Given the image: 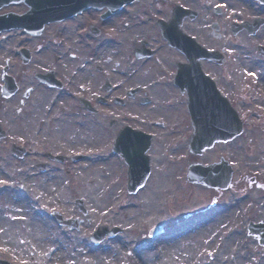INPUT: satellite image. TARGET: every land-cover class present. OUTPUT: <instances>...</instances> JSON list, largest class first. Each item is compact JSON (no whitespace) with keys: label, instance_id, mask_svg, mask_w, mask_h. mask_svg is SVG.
<instances>
[{"label":"rangeland","instance_id":"rangeland-1","mask_svg":"<svg viewBox=\"0 0 264 264\" xmlns=\"http://www.w3.org/2000/svg\"><path fill=\"white\" fill-rule=\"evenodd\" d=\"M155 1L136 0L127 5L128 9L107 20L105 26L119 20L130 21L123 34V43L108 41L112 46V54L116 53L120 45L123 47L120 56H123L124 49L131 47L128 46V40L132 35L127 37L125 33L131 34L136 22L142 24L144 15L148 19V14L144 12L146 8L141 6H151L154 10ZM160 2L156 5L164 6L166 3L165 0ZM23 5H3L0 12L8 7L20 9ZM79 29L81 26L75 20L49 25L46 32H59L50 35L52 41H47V35L37 37L15 28L0 32V122L11 130L8 135L10 139L0 141V256L9 259L12 264H151L149 260L155 263L151 247L153 241L168 240L169 234L179 233L195 222L206 220L203 226L206 238L190 246L189 241L195 236L193 233L187 239L172 243V246L177 251L191 247L188 259L193 257L195 263L207 262L213 254L212 262L215 264H231L232 256L237 264H264V244L259 242L257 234H250L248 230L250 219L264 220V84L254 75L248 77L249 99L243 107L237 108L243 113L244 120V129L239 135L226 142H216L200 154H193L187 148V135L192 127L181 123L166 125L168 129H174L166 131L161 128L155 135L152 147L148 150L151 171L144 186L134 194L126 190V175L121 160L114 154L107 155L111 138L107 130L99 131L98 138L86 140L84 145L98 146L99 149L89 159L71 165L68 173L58 168L46 174L33 171L31 165L36 158L34 149L40 138L35 130L34 113L31 114V108L38 102V99H34L38 88L31 71L49 67L52 54L56 52L59 58L53 63L61 68L80 69L76 67L79 64L81 68L85 64L92 67L94 58L91 54L88 58L79 50ZM208 31L206 27L207 37ZM226 36L230 37L233 45L258 39L243 33L232 36L228 29ZM41 38L44 41L40 42ZM39 43L43 47L34 51L30 60L23 63L16 52L19 45L34 50L39 47ZM242 54L249 61L257 63L256 52L252 47L244 49ZM107 55L111 54L106 52ZM127 59L122 61L124 66L129 64ZM6 63L8 72L15 76L19 85L17 91L9 96L1 93V73ZM110 66H113L112 61ZM27 87H31V94L24 96ZM9 99H14V102L10 103ZM179 108L175 111H180ZM156 113L162 112L158 109ZM90 133L89 127L84 128L87 137ZM17 134L28 138L32 149L28 156L20 160L8 151L9 141ZM220 157L225 158L232 167L227 187L194 183L186 178L187 164L190 162L199 160L207 164L218 161ZM75 197L84 200L88 210L85 216L74 204ZM236 204L238 206L229 217L209 219L213 213L224 212L221 211L223 209L229 211ZM255 208L258 213H253ZM51 210H58L64 216L83 217L84 222L79 229H68L51 217ZM41 223L42 226H39ZM155 224L164 225V231L150 236L148 230ZM100 225H118L122 231L94 243L89 236ZM229 232L237 233L236 242L222 246L221 239ZM59 242H63L66 247L70 245V251L74 249V252L69 251L66 259L64 254L59 255L55 251ZM207 242L211 247L206 246ZM118 243L122 245L119 255L111 253L108 257L103 256V250L119 246ZM165 247L167 251L169 244ZM139 248L142 249V255L135 258L134 253ZM238 250L247 256L246 261L242 257L235 258ZM182 262H169L166 259L164 264Z\"/></svg>","mask_w":264,"mask_h":264},{"label":"flooded vegetation","instance_id":"flooded-vegetation-1","mask_svg":"<svg viewBox=\"0 0 264 264\" xmlns=\"http://www.w3.org/2000/svg\"><path fill=\"white\" fill-rule=\"evenodd\" d=\"M174 2H179L187 9V13L178 17L177 25L206 48L218 50L215 58L194 53L192 62L184 49L168 44L161 33L158 19L169 21ZM127 5L113 15L128 9ZM143 7L149 17L147 19L144 15L142 24L136 22L131 34L125 33L127 37L132 35V38L128 40L131 43L128 46L131 47L124 49L123 56H120L123 51L121 45L112 54V49H105L104 41L112 39L109 42L123 43V34L130 21L119 20L105 26L103 8L88 7L75 15L44 23L39 34H47V41H52L50 35L56 34V31L46 30L53 21H78L81 26L79 50L88 58L92 54L95 60L92 67L85 64L80 69H65L53 63L59 58V54L53 53L50 66L41 70L51 74L57 82L53 85L40 80L33 73L38 88L34 97L38 102L31 108V114L34 113L35 130L40 138L34 149L35 156L39 158L33 162L34 169H38L39 163L46 161L50 153H58L64 156L63 160L49 161L47 170L58 168L69 172L70 159L66 156L81 148L87 151L88 145H84L86 140L98 138L99 131H105V125L111 127L109 132L113 138L124 123L152 135H157L161 128L166 130L168 124H190L187 103L191 91L198 92L200 97L201 90L215 87L217 92L238 108L243 107L249 99L250 75L264 84V54L256 52L257 63L249 61L242 54L244 49L254 46L255 40L233 45L222 34L223 29L230 27L234 20L251 19L255 15L264 17V1L166 0L164 6L155 4L154 10L151 6ZM26 8L25 5L17 12ZM213 23L218 34L214 36L209 31L207 37L205 28L210 30ZM240 32L250 35L244 28L234 34ZM252 35L258 38L255 45H264V23ZM135 48H149L151 53L139 57ZM106 52L111 55L105 56ZM126 58L129 64L124 66L122 61ZM98 59H101V63ZM111 61L113 66H110ZM105 80L109 82L108 88L104 85ZM116 97L122 100H116ZM178 108L180 111H175ZM158 109L162 113H156ZM240 115L243 118V113ZM88 127L91 133L87 137L84 128Z\"/></svg>","mask_w":264,"mask_h":264},{"label":"water","instance_id":"water-1","mask_svg":"<svg viewBox=\"0 0 264 264\" xmlns=\"http://www.w3.org/2000/svg\"><path fill=\"white\" fill-rule=\"evenodd\" d=\"M11 0H0V4ZM30 9L23 14L3 13L0 14V30L10 26L24 27L30 31H38L44 20L50 18L64 17L80 11L82 7L93 4L101 6L105 4L108 9L104 15L112 13L128 0H27ZM259 20L252 23H246V27H256ZM163 24V23H162ZM177 38H171L170 41L176 43ZM180 44V43H176ZM24 61L29 58V51L25 48L21 49ZM7 67L5 66L4 69ZM5 84L3 92L8 94L15 90L16 85L14 78L6 73L3 75ZM209 95V94H208ZM190 101V112L193 125V132L189 140V148L193 152H200L204 147L210 146L216 140H227L238 134L242 129L241 120L238 118L235 110L227 102L222 100H206L204 102L194 103ZM222 101V102H220ZM131 133L128 130H122L117 135L114 142V149L123 155L129 163V184L128 189L134 190L138 186L142 178L148 171V158L144 155L145 149L149 145V138L146 139H131ZM2 131L0 130V136ZM17 154V148H14ZM231 176V168L226 160L221 158L219 162H213L207 166L192 164L189 168L188 177L191 180L205 182L214 186L224 187L228 184ZM79 205H82L81 199H76ZM53 215L63 222H69L70 226L77 225V221L72 218L61 219V215L57 212H52ZM251 232L264 231V223H250ZM119 230L113 226L107 230L103 227L94 232L93 239L98 241L107 232L109 235L115 234ZM160 227L156 226L153 233H159ZM261 241L264 242V232L262 233ZM0 264H9L6 260L0 259Z\"/></svg>","mask_w":264,"mask_h":264},{"label":"bare ground","instance_id":"bare-ground-1","mask_svg":"<svg viewBox=\"0 0 264 264\" xmlns=\"http://www.w3.org/2000/svg\"><path fill=\"white\" fill-rule=\"evenodd\" d=\"M52 23L53 24H59L60 21H53ZM9 100H10V103L14 102V99H9ZM157 190L159 192L158 188H157ZM17 199H20V198H17ZM253 204H254V202L252 201L251 205H253ZM17 206H19V204ZM237 206H238V204H236L235 207L230 208L229 211L222 210L224 212H218L212 217L214 219L215 218L219 219V218L229 217V214H232L235 211ZM257 210L258 209L255 208L253 213H258ZM222 215H224V216L222 217ZM212 217H209V219H211ZM38 222H39V220H38ZM205 222H206L205 220L198 221V222L191 224L190 226L183 228L179 233H176L175 235L169 234L168 238H167L168 240L156 239L155 242L153 241L152 242V248H153V256L152 257L155 260V263L151 262L150 260H149V262L151 264H164L166 259H168L169 262H171L173 260H175V261L182 260L183 262L181 264H215L212 262L214 260L213 254L210 256V260H208L207 262L195 263L193 257L191 259H188V257L190 256V251H188V250L191 247L177 251V249L172 246V243H175L177 241H182L183 239H187L188 236L193 234V233L195 234V236H193L191 238V240L189 241L190 246L195 245L198 241H202L203 238H206L205 233H204V229H203ZM39 226H42V223L39 224ZM236 236H237V233L229 232L224 238L221 239L222 240L221 245L222 246H228V245L235 243L236 242ZM208 241L211 242V240H208ZM168 244H169V248L167 249V251H165V248H166L165 246ZM118 245L119 246L115 245L113 248L107 247L106 250L102 251L103 256L108 257L111 253H113L114 255H119L122 252V250H121L122 245H121V243H118ZM208 245H209V242L206 243V246H208ZM209 247H211V245H209L208 248ZM55 251L57 252V254L59 253V255L64 254L63 256L66 259L68 254H69V251H70V245H68V247H66L63 244V242H59L55 247ZM55 251H53L54 254H55ZM71 251L74 252V249H72ZM222 251L225 252V249L223 248ZM141 255H142V249L139 248L138 250L135 251L134 257L140 258ZM162 256H163V259H161ZM234 256H235V258L242 257V259H244L243 261L247 260V256L243 255V252L240 250H238ZM159 257H161V258H159ZM231 264H237L235 262L233 256L231 259Z\"/></svg>","mask_w":264,"mask_h":264}]
</instances>
